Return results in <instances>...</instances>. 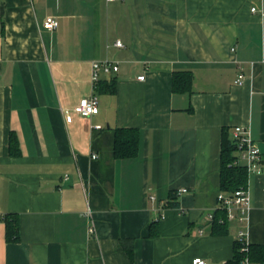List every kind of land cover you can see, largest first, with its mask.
<instances>
[{"label": "crops", "instance_id": "crops-1", "mask_svg": "<svg viewBox=\"0 0 264 264\" xmlns=\"http://www.w3.org/2000/svg\"><path fill=\"white\" fill-rule=\"evenodd\" d=\"M105 60L119 70L96 90ZM92 95L98 114L64 115ZM236 127L262 171L246 221L218 228ZM119 128L138 131L136 157H115ZM240 232L264 246V0H0V264H231Z\"/></svg>", "mask_w": 264, "mask_h": 264}, {"label": "trees", "instance_id": "trees-1", "mask_svg": "<svg viewBox=\"0 0 264 264\" xmlns=\"http://www.w3.org/2000/svg\"><path fill=\"white\" fill-rule=\"evenodd\" d=\"M191 72H176L173 76V91L178 93H185L191 91ZM96 90L100 89V81L96 85ZM115 85L112 86V92H115ZM139 134L133 128H119L115 130L114 155L117 159H132L138 154ZM11 151L17 149L16 140L10 139ZM238 150L234 138L231 139L226 131L223 133L222 149H221V189L223 193L232 195L237 190L246 188L248 169L247 165L237 163ZM175 205V203H173ZM221 215V216H218ZM223 220V222L221 221ZM215 227H226L227 212L223 208H219L218 212L214 214L212 221ZM7 227V239L9 241H16L18 238L17 222L11 217L5 218ZM246 247V251L241 249ZM245 256H249L251 261L256 264H264V246L253 245L246 241L236 239L235 243V257L231 264H242Z\"/></svg>", "mask_w": 264, "mask_h": 264}, {"label": "built area", "instance_id": "built-area-1", "mask_svg": "<svg viewBox=\"0 0 264 264\" xmlns=\"http://www.w3.org/2000/svg\"><path fill=\"white\" fill-rule=\"evenodd\" d=\"M114 1V0H111ZM256 9L253 8L252 12H255ZM59 26V22L56 18L48 17L44 22V28L48 31H53ZM116 46L122 47L123 44L121 41L115 43ZM119 70L118 65L105 60V61H93L92 62V73L91 78L94 87L98 84L101 74H109L111 72H117ZM140 80H144V76L139 77ZM238 85H243L244 77L242 74L238 76L236 80ZM74 112L83 117L94 116L99 113V100L96 95H92L89 98L81 99L76 107L73 109L64 110V115L67 118H70L71 113ZM101 127H97L100 129ZM234 140L238 150V159L237 163L243 161L246 162L247 169L250 172L260 174L262 171L261 168V152L259 147L256 145L255 141L251 137V132L249 128L236 127L234 129ZM97 158V155H93V159ZM218 205L219 208H223L227 212V220L231 221L237 219L239 222H245L247 215L251 209V197L247 188L237 190L232 195L221 192L218 195ZM90 214V211H88ZM209 220H214V214L209 215ZM223 222V220H221ZM89 233H94V228H89ZM238 239L241 241H247V237L243 232H240ZM242 252L246 251V247L241 249ZM192 264H207L204 259L196 258L193 260ZM242 264H256L249 256H245L242 260Z\"/></svg>", "mask_w": 264, "mask_h": 264}]
</instances>
